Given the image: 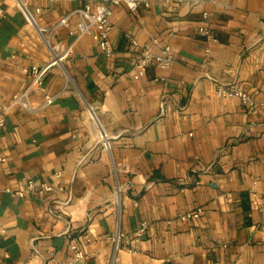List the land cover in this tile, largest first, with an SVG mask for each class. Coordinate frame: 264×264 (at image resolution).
<instances>
[{
    "label": "crops",
    "instance_id": "0c3cea01",
    "mask_svg": "<svg viewBox=\"0 0 264 264\" xmlns=\"http://www.w3.org/2000/svg\"><path fill=\"white\" fill-rule=\"evenodd\" d=\"M105 1L0 0V99L29 89L25 68L71 49L0 129V264H264V110L216 90L264 101V0L113 7L112 57L70 34L77 15L60 25ZM166 46L172 66L135 80L141 53ZM30 180L53 190L20 196Z\"/></svg>",
    "mask_w": 264,
    "mask_h": 264
},
{
    "label": "built area",
    "instance_id": "2783aa9c",
    "mask_svg": "<svg viewBox=\"0 0 264 264\" xmlns=\"http://www.w3.org/2000/svg\"><path fill=\"white\" fill-rule=\"evenodd\" d=\"M124 4L130 12H135L141 5L149 6V0H106L104 4L97 5L93 11L90 4H86L84 7L76 9L70 15L65 17L60 25H68L72 16L77 15L82 23V27L79 31H71L70 34L73 36H81L84 34H90L93 37L95 44L100 48L102 53L107 57H112L114 50L110 42V33L113 30V24L111 21L113 14V7ZM2 9L0 8V16L2 15ZM25 13L30 22H35L31 13L26 9ZM98 28V31L94 32V28ZM199 34L205 38L206 42L210 44L213 41V36L211 29L209 27H200ZM206 54L210 53V47L205 49ZM71 53V49H67L62 54L55 55L53 59L43 67L33 66L30 68H25L24 70L31 74L32 82L29 89L23 93H17L13 95L12 99L9 102L0 99V129L5 127L7 122V117L11 110L17 106H20L23 109H29V102L27 100L28 94L30 91L43 92L44 89V79L49 72V70L57 65L62 64ZM156 63L162 69H168L172 66L173 63V54L171 48L166 46L163 48L160 55H153L149 51H144L141 53L138 60L135 62L131 74L135 80H139L146 72L147 67ZM218 96L222 98H238L241 100L243 105H245L250 111L255 109L264 110V101L259 102L255 100L249 93L242 90L241 88L230 89L224 85L217 84L216 87ZM47 104L52 102V98L46 97ZM89 113L91 119L96 123L99 129V135L103 141L104 148L109 150L111 147L110 141L107 139V134L105 129L100 124L98 120L94 107L88 105ZM5 158H0V161H5ZM61 177V173L57 174V178ZM53 187L47 183H41L39 190L37 189V184L34 180H30L27 183L26 191L18 193L20 196H25L26 194H36L39 192H48L52 191ZM201 210L198 209V212ZM193 213H187L186 215L181 216L182 221L192 218ZM147 229V224L143 223L141 227L137 230L136 234L142 236ZM0 230H3L0 225ZM123 234L118 232L115 237L111 239L115 242L116 249L119 248L120 239ZM72 249L75 251L76 259H84L85 255L82 250L77 246H73Z\"/></svg>",
    "mask_w": 264,
    "mask_h": 264
},
{
    "label": "water",
    "instance_id": "95a60500",
    "mask_svg": "<svg viewBox=\"0 0 264 264\" xmlns=\"http://www.w3.org/2000/svg\"><path fill=\"white\" fill-rule=\"evenodd\" d=\"M25 10H26V8H25Z\"/></svg>",
    "mask_w": 264,
    "mask_h": 264
}]
</instances>
